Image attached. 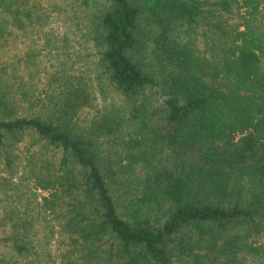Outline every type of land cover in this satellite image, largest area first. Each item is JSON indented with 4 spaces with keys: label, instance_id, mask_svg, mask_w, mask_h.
<instances>
[{
    "label": "trees",
    "instance_id": "trees-1",
    "mask_svg": "<svg viewBox=\"0 0 264 264\" xmlns=\"http://www.w3.org/2000/svg\"><path fill=\"white\" fill-rule=\"evenodd\" d=\"M49 6L42 67L0 0V264H264V0Z\"/></svg>",
    "mask_w": 264,
    "mask_h": 264
},
{
    "label": "rangeland",
    "instance_id": "rangeland-1",
    "mask_svg": "<svg viewBox=\"0 0 264 264\" xmlns=\"http://www.w3.org/2000/svg\"><path fill=\"white\" fill-rule=\"evenodd\" d=\"M31 1L40 3L41 5L40 10L42 11V12L40 11V13H42V18H43L42 27H41L39 36L37 37L36 44H34L33 47H35V49L37 48L40 49L41 55H45V56H42L40 65H42V67H48V65H50L53 61L55 62V59L52 57L51 52L48 49H46L43 45L44 44L43 41L46 37V33L51 29H54L55 31H59V32H62L65 30L64 18L57 17L54 15V13L50 12L49 4L59 3L60 0H31ZM35 35H36V31L31 32L30 30L26 32V36L18 35L15 41V44L18 47L12 46L13 43L6 45L5 52L7 50V53L3 55V58L7 60L9 59L11 55H13L14 52L21 53L20 52L21 50L24 52L26 48L24 44H29L31 40L29 37H32ZM73 45L75 48L78 47V44L75 42H73ZM2 197L3 196L0 193V202L2 200ZM0 213H1V207H0ZM1 234L3 235L2 231H1ZM40 237H41L40 242L41 244H43L44 249L46 251H50L53 254V256L59 253L64 246L63 236H60L57 233L53 236L47 237L46 230H43L42 228ZM4 251H5L4 248L0 246V258L3 256ZM4 256L6 257V254Z\"/></svg>",
    "mask_w": 264,
    "mask_h": 264
}]
</instances>
